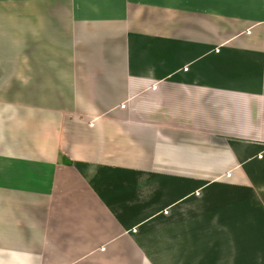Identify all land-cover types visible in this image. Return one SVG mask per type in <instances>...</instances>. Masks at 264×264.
<instances>
[{"label": "crops", "instance_id": "0c3cea01", "mask_svg": "<svg viewBox=\"0 0 264 264\" xmlns=\"http://www.w3.org/2000/svg\"><path fill=\"white\" fill-rule=\"evenodd\" d=\"M0 264H264V0H0Z\"/></svg>", "mask_w": 264, "mask_h": 264}, {"label": "trees", "instance_id": "16d2710c", "mask_svg": "<svg viewBox=\"0 0 264 264\" xmlns=\"http://www.w3.org/2000/svg\"><path fill=\"white\" fill-rule=\"evenodd\" d=\"M68 165H71V163H69V162H66Z\"/></svg>", "mask_w": 264, "mask_h": 264}]
</instances>
